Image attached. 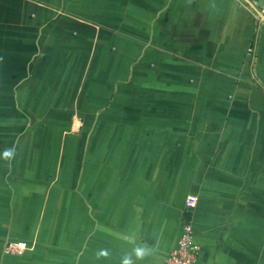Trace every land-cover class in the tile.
Returning a JSON list of instances; mask_svg holds the SVG:
<instances>
[{
    "label": "crops",
    "instance_id": "crops-1",
    "mask_svg": "<svg viewBox=\"0 0 264 264\" xmlns=\"http://www.w3.org/2000/svg\"><path fill=\"white\" fill-rule=\"evenodd\" d=\"M186 221L196 264H264V19L246 0H0V246L30 252L0 264H165Z\"/></svg>",
    "mask_w": 264,
    "mask_h": 264
},
{
    "label": "built area",
    "instance_id": "built-area-1",
    "mask_svg": "<svg viewBox=\"0 0 264 264\" xmlns=\"http://www.w3.org/2000/svg\"><path fill=\"white\" fill-rule=\"evenodd\" d=\"M250 7L259 16L264 15V0H246ZM253 48L248 49L252 53ZM197 205L195 195H187L184 200V207L188 211H193ZM10 251L15 253V247L11 245ZM199 256V247L194 242V232L190 221H186L182 227L175 246L168 252L165 264H196Z\"/></svg>",
    "mask_w": 264,
    "mask_h": 264
},
{
    "label": "rangeland",
    "instance_id": "rangeland-1",
    "mask_svg": "<svg viewBox=\"0 0 264 264\" xmlns=\"http://www.w3.org/2000/svg\"><path fill=\"white\" fill-rule=\"evenodd\" d=\"M121 96H124L123 94H121ZM116 106L118 105L117 103L115 104ZM116 111H118V110H116ZM120 113H124V116L121 114V115H119L118 116V119H117V121H116V125H118L119 124V122H120V125H122V126H128V109L127 110H124V111H122V112H120ZM105 120H108L107 118L105 119ZM103 123V122H102ZM122 137H123V135H122ZM4 246V245H3ZM2 245L0 246V255L2 256L4 253H7V254H11V255H17L18 257H21V256H25L27 259H25V260H29L30 259V252L29 251H25L22 255H21V253H22V251L20 252V251H18V250H16V252L15 253H13V252H11L10 251V248H12V246H11V244H6L5 245V247H3ZM28 248V247H27ZM35 255H34V257L35 256H37V255H40V254H42V247H39V249L37 250H35ZM16 258V257H15ZM0 259H1V257H0ZM0 263H2L1 261H0ZM6 263V262H5ZM4 264V263H3ZM7 264H19V263H7Z\"/></svg>",
    "mask_w": 264,
    "mask_h": 264
},
{
    "label": "clouds",
    "instance_id": "clouds-1",
    "mask_svg": "<svg viewBox=\"0 0 264 264\" xmlns=\"http://www.w3.org/2000/svg\"><path fill=\"white\" fill-rule=\"evenodd\" d=\"M15 155V148L6 149L2 154L4 159H12ZM152 250L147 247H137L134 249L135 260H143L146 256L151 255ZM106 255L107 253H103ZM135 260L131 255H126L122 260V264H135Z\"/></svg>",
    "mask_w": 264,
    "mask_h": 264
},
{
    "label": "water",
    "instance_id": "water-1",
    "mask_svg": "<svg viewBox=\"0 0 264 264\" xmlns=\"http://www.w3.org/2000/svg\"><path fill=\"white\" fill-rule=\"evenodd\" d=\"M259 17L263 18L264 19V15L260 14Z\"/></svg>",
    "mask_w": 264,
    "mask_h": 264
},
{
    "label": "bare ground",
    "instance_id": "bare-ground-1",
    "mask_svg": "<svg viewBox=\"0 0 264 264\" xmlns=\"http://www.w3.org/2000/svg\"><path fill=\"white\" fill-rule=\"evenodd\" d=\"M13 247H15V248H16V247H18V246H16V245H13ZM15 248H14V250H15ZM15 251H16V250H15Z\"/></svg>",
    "mask_w": 264,
    "mask_h": 264
}]
</instances>
